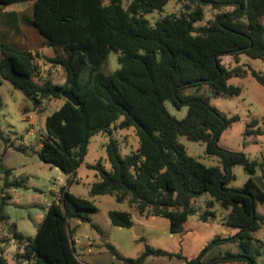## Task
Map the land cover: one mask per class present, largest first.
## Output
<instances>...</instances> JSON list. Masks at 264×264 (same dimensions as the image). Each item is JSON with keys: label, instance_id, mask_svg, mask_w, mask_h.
<instances>
[{"label": "trees", "instance_id": "16d2710c", "mask_svg": "<svg viewBox=\"0 0 264 264\" xmlns=\"http://www.w3.org/2000/svg\"><path fill=\"white\" fill-rule=\"evenodd\" d=\"M170 1L111 0L105 5L104 0H0V10L31 4L24 21L40 37V48L55 53L54 58H47L0 39V82L10 83L33 106L44 100L59 102L58 109L44 119L37 156L43 164L57 168L68 183L75 181L92 136L107 132L117 122L118 129L135 131L138 148L126 156L120 155L116 141L107 144L110 171L101 162L87 165L97 178L90 196H112L130 208V212H108L114 227L132 228L134 210L139 216L165 219L170 234H182L188 218L198 214L194 202L207 194V211L199 220L205 223L213 218L209 210L218 204L226 213L223 224L237 229L235 235L217 239L209 247L233 242L240 252L207 262H203L204 251L186 259L148 245L139 257L127 259L105 244L116 259L127 264L160 257L186 264H256L264 253V242L253 235L262 230L264 215L256 212L260 193L251 176L258 167L264 180V159L259 163L220 148L221 134L239 117L219 112L209 96L183 91L206 87L216 97L241 94V88L228 81L242 75L241 57L264 61L260 21L264 0H183L179 14L165 15L150 25L146 15L162 12ZM206 9L213 15L205 21ZM111 53L117 55L119 66L113 72L108 63ZM224 57L232 58L237 66L225 67ZM46 64L61 70L62 83L55 82L48 70L47 79L42 80ZM250 74L264 87V72L251 70ZM63 92H71L79 106L65 100ZM166 103L176 110L186 107L184 118L173 117ZM258 124L251 119L243 135H263ZM180 138L204 144L205 154L217 158L219 165L206 167L188 155ZM236 166L249 176L241 189L228 187ZM19 187L23 180H6L0 189V226L7 225L9 234L0 235V264H8L4 252L10 244L16 246L17 264L21 258L27 264H84L76 255L70 222L90 224L88 214L97 210L93 202L60 188L59 200L47 208L35 235L25 237L2 214L11 199L9 189Z\"/></svg>", "mask_w": 264, "mask_h": 264}, {"label": "rangeland", "instance_id": "374dc122", "mask_svg": "<svg viewBox=\"0 0 264 264\" xmlns=\"http://www.w3.org/2000/svg\"><path fill=\"white\" fill-rule=\"evenodd\" d=\"M104 1L105 5L111 2V0ZM182 3L183 0L182 2L171 0L162 12L146 15V19L150 25H153L165 15L179 14L183 7ZM127 4L124 3V7ZM212 15L213 13L206 9L205 21L211 18ZM260 21L264 27V17ZM204 22H199L197 25L201 26ZM108 63L112 72L119 68L117 55L114 53L109 54ZM222 64L227 68L237 66L230 57L222 58ZM238 65L243 67L242 75L231 78L228 84L241 88L242 91L239 96L221 95L216 97L206 87L199 90L188 88L183 93L185 95L202 94L209 96L210 103L219 112L227 117L237 115L239 120L221 134L218 146L224 150L242 153L247 159L256 160L260 163L264 159V134L258 137H245L243 131L245 125L251 119H257L259 127L264 131V87L250 74L251 70L264 72V61L241 57ZM54 69L57 71L53 73L54 81L62 83L63 73L58 68L54 67ZM44 71V75L41 76L42 80L47 79L46 75L49 73L48 71L46 73V70ZM25 105L32 108L33 103L10 83L2 80L0 82V189L6 180L13 182L23 180V187L9 189L8 193L11 199L2 209V214L8 218V223L16 225L18 232L23 236L32 238L35 235L40 219L46 211L45 203H50L53 200L52 192L54 189L55 197H57L60 185L63 184L65 187L69 186V192L73 195L92 201L97 209L95 212L88 214L91 220L90 224L81 223L77 226L75 221L70 222V229L74 230L72 240L78 241V244H74V248L80 260L94 259V261L97 260L103 264H127L121 260H116L104 243L116 247L121 256L127 259L139 257L144 252L145 245L173 254L181 252L185 257L191 258L197 257L204 251L203 262L222 257L226 253L238 254L240 252L237 244L233 242L217 243L209 247L217 239H227L235 235L237 229L223 224L226 213L218 204H215L209 210L213 213V218H210L205 224L199 220L198 216L207 211L206 202L210 200L207 194L194 202L193 205L198 214L188 218L185 224L187 231L185 235L170 234L167 220L142 218L134 210L131 212L132 228H114L110 223L108 212H130V208L126 202L117 203L112 196L91 197L90 187L97 182V178L95 176L96 172L88 169L87 165L95 166L101 162L104 169L110 171L111 166L107 161V144L110 140L116 141L120 155L126 156L138 148V138L135 131L133 129H118L119 122H117L107 132H99L92 136L84 163L76 171L75 181L68 183L67 178L57 168L43 164L37 156L39 145L43 139L44 119L48 114L58 109L59 102L54 100L42 101L40 128L38 126L31 127L24 120L26 112L23 111V108ZM165 106L168 112L178 120L186 115V107L176 110L169 103H166ZM36 118L38 119V116ZM29 130H32V135L28 134ZM180 142L186 148L188 155L197 159L204 166L216 167L219 165L217 158L205 154L204 144L190 142L184 138H180ZM232 172L234 180L230 182L228 187L231 189L243 188L249 178L244 168L236 166ZM251 178L256 184L257 192L260 193L256 202V212L258 215H264V203L262 201V198H264V180L261 169L257 167ZM7 233L8 226L1 225V237L9 235ZM253 236L262 239L264 242V227ZM89 240L94 246L91 254L86 251ZM15 254L16 246L10 244L4 252L8 264L18 263ZM168 263L167 258H153L145 262V264ZM19 264H27V262L21 258ZM171 264L185 263L174 258ZM256 264H264V253L257 258Z\"/></svg>", "mask_w": 264, "mask_h": 264}, {"label": "crops", "instance_id": "0c3cea01", "mask_svg": "<svg viewBox=\"0 0 264 264\" xmlns=\"http://www.w3.org/2000/svg\"><path fill=\"white\" fill-rule=\"evenodd\" d=\"M30 6H31V4H17V5H12V6H9V7H6L4 9L0 10V39L6 41L7 43L12 45L16 49H20V50L25 49L29 52L37 53L38 55H43L47 58H54L55 53L53 50L47 49V48H40V45L42 42L40 37L24 21L23 16H24V14L28 13V11L30 10ZM43 70L50 71L52 73V75H53L54 71H56V69L50 68V65H48V64H46V66H43ZM34 108H35L34 106H32V108H29L27 105H25L23 108V111L26 112V116L24 117V120L27 121L29 123V125H30V118L34 116V111H35ZM40 125H41V122H40ZM40 147H41V144L39 145V148ZM60 188H65V189L68 188V190H69V186L65 187L63 184L60 185ZM54 192H55V189L52 192L53 200L50 203L49 202L45 203L46 210L48 208V205H51V203L54 200H56ZM43 216L41 217L40 221L42 220ZM140 217L146 218L145 216H140ZM151 219H153V218H151ZM75 222H76L77 226H79V224H81L78 221H75ZM186 223H187V221L185 222V224ZM185 224H184V232L180 235H185L187 233V231L185 229ZM203 224H205V223H203ZM117 228L120 229L119 227H117ZM103 241H105V239H103ZM260 241H262V239ZM73 243L78 244V241H73ZM104 245H105V243H104ZM92 247H94L93 243L89 240L87 242V248H86L87 253H90V254L92 253V250H93ZM114 248L119 253L117 248L116 247H114ZM174 254H177V253H174ZM178 254H180L182 257H184L186 259H192L193 258V257L192 258L191 257H185L181 252ZM163 258H165V257H160V258H155V259H163ZM79 260H80V258H79ZM116 260H118V259H116ZM168 260H169V263L171 264L172 259H168ZM81 261L84 264H103L100 261H97V260L94 261V259L85 260V261L81 260ZM179 261L184 262V260H179Z\"/></svg>", "mask_w": 264, "mask_h": 264}, {"label": "built area", "instance_id": "2783aa9c", "mask_svg": "<svg viewBox=\"0 0 264 264\" xmlns=\"http://www.w3.org/2000/svg\"><path fill=\"white\" fill-rule=\"evenodd\" d=\"M34 110H35V111H34V116L30 118V126H31V127L38 126V128H40V127H41V125H40V116H41V112H42L41 104L35 106V109H34ZM36 116H38V119L36 118ZM32 133H33L32 130H29V131H28V134H29V135H32ZM59 190H60V189H59ZM59 190H58V192H57L58 195H57V197H56V201H58L59 198H60ZM49 206H50V205H48V207H49Z\"/></svg>", "mask_w": 264, "mask_h": 264}, {"label": "water", "instance_id": "95a60500", "mask_svg": "<svg viewBox=\"0 0 264 264\" xmlns=\"http://www.w3.org/2000/svg\"><path fill=\"white\" fill-rule=\"evenodd\" d=\"M62 97L68 102H70L73 106L75 107L79 106V102L77 101V99L74 97V95L71 92H63Z\"/></svg>", "mask_w": 264, "mask_h": 264}]
</instances>
